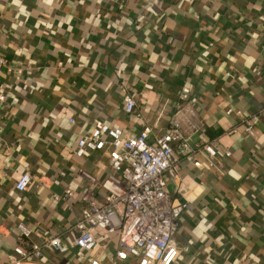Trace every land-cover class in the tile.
Listing matches in <instances>:
<instances>
[{"label":"crops","instance_id":"crops-1","mask_svg":"<svg viewBox=\"0 0 264 264\" xmlns=\"http://www.w3.org/2000/svg\"><path fill=\"white\" fill-rule=\"evenodd\" d=\"M263 24L264 0H0L1 53L24 69L18 80L0 70V264L14 247L56 236L65 254L43 251L27 264H138L118 258L125 250L104 230H93L91 253L74 245L81 195L88 189L103 201L107 172L97 164L109 159L108 150L81 158L73 150L96 120L126 135L148 126L152 142L167 130L182 86L205 128L184 126L189 145H219L224 174L185 160L164 174L166 193L187 204L173 234L187 251L174 264H264ZM126 95L136 102L129 115ZM230 106L237 112L227 114ZM24 172L34 183L19 192ZM66 189L73 197L54 201Z\"/></svg>","mask_w":264,"mask_h":264},{"label":"built area","instance_id":"built-area-1","mask_svg":"<svg viewBox=\"0 0 264 264\" xmlns=\"http://www.w3.org/2000/svg\"><path fill=\"white\" fill-rule=\"evenodd\" d=\"M264 31V24L262 26ZM14 71L16 80L20 78L23 68L10 67L0 49V70ZM190 89L182 86L177 96L174 113L169 119L167 130L149 141L151 128L143 127L137 134L126 135L122 129L110 127L96 120L92 130L83 134L76 142L73 154L81 158L87 152L108 150V165L97 164L101 172L107 175L99 182L106 195L99 201L91 190H85L81 201L85 204L80 219L72 226L71 235L74 245L86 253L98 247L93 234L94 229L104 230L115 235L117 243L124 251L116 256L125 259L127 255L138 258V264H174L187 248L176 245L173 234L178 228L179 218L187 209V204L171 197L164 189L163 176L172 173L182 160L190 163L196 170L204 167L223 175L224 170L218 157L219 145L214 141L189 145V132L204 133L203 122L189 103ZM6 99V91L0 85V107ZM124 112H134L135 100L124 97ZM237 112L230 106L227 114ZM255 116L245 120V132L251 136ZM72 123V121H70ZM232 130L231 132H233ZM222 149V148H221ZM225 151V150H222ZM80 174L94 182L83 171ZM34 183V178L24 172L15 184V189L23 192ZM73 191L66 189L61 195L54 194V201H68ZM20 234L28 238L31 230L23 224L17 226ZM43 251L65 254L67 246L59 237L46 238L40 245H32L29 250L14 247L7 255L5 264H27L39 258ZM87 264H103L99 260L87 257Z\"/></svg>","mask_w":264,"mask_h":264},{"label":"trees","instance_id":"trees-1","mask_svg":"<svg viewBox=\"0 0 264 264\" xmlns=\"http://www.w3.org/2000/svg\"><path fill=\"white\" fill-rule=\"evenodd\" d=\"M193 107H194V110L196 111L197 115H199V109H198L197 105L195 106L194 103H193Z\"/></svg>","mask_w":264,"mask_h":264}]
</instances>
